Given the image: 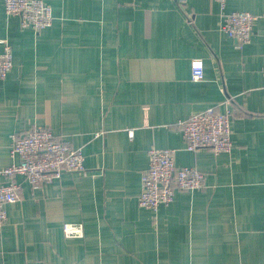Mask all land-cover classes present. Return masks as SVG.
<instances>
[{"label": "crops", "instance_id": "crops-1", "mask_svg": "<svg viewBox=\"0 0 264 264\" xmlns=\"http://www.w3.org/2000/svg\"><path fill=\"white\" fill-rule=\"evenodd\" d=\"M43 1L54 22L36 33L0 0V54L7 41L14 62L0 80V170L19 161L13 135L47 127L82 150L87 174L39 188L15 178L0 264H264V0L226 4L257 16L242 49L212 0ZM228 98L232 152L187 151L177 123L224 112ZM152 147L176 150L177 166L206 180L157 214L138 202ZM65 223L84 237L66 238Z\"/></svg>", "mask_w": 264, "mask_h": 264}, {"label": "built area", "instance_id": "built-area-1", "mask_svg": "<svg viewBox=\"0 0 264 264\" xmlns=\"http://www.w3.org/2000/svg\"><path fill=\"white\" fill-rule=\"evenodd\" d=\"M4 1L6 13L9 16H20L21 27L24 29L40 33L53 25L52 7L43 0ZM212 1L217 2L221 9L220 30L236 41L238 49L249 44L257 16L249 12H226L228 0ZM3 43L0 80H4L14 66L12 48L7 41ZM191 77L194 82L204 80L203 60L192 61ZM224 104V112L211 107L177 123L187 151L196 153L205 149L215 155L232 152L234 111L230 98ZM129 133L132 138L133 131L130 130ZM175 153L176 150L168 148L152 147L148 150L149 166L141 178L142 191L138 200L140 207L157 214L161 206H168L174 201L177 189L194 192L205 188V174L196 167H178ZM10 155L13 160L17 158L19 161L0 170V178L8 180L0 183V228L8 222L6 206L21 199L22 186L15 180L18 176L23 177L32 188H39L61 178L64 172L87 174L82 150L55 135L47 127H35L26 133L13 135ZM63 232L66 238H83L85 228L81 223H65Z\"/></svg>", "mask_w": 264, "mask_h": 264}]
</instances>
